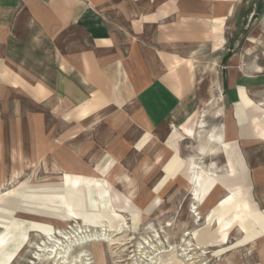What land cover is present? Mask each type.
I'll return each instance as SVG.
<instances>
[{
	"label": "rangeland",
	"instance_id": "rangeland-1",
	"mask_svg": "<svg viewBox=\"0 0 264 264\" xmlns=\"http://www.w3.org/2000/svg\"><path fill=\"white\" fill-rule=\"evenodd\" d=\"M210 11L201 14L209 18ZM228 14L217 22L186 18L152 34L165 48L168 82L183 99L161 129L145 126L134 102L143 82L125 86L126 74L103 83L96 114L100 105L71 110L46 90L34 105L31 90L0 82V264H264V238L252 244L244 225L254 211L264 221V142L256 141L264 140V90L253 99L243 92L233 108L218 87L246 45L249 62L264 68V4L249 0ZM202 113V139L225 126L237 136L216 157L198 153ZM192 160L204 168L194 201L186 181ZM218 184L227 193L216 189L200 217L191 212V203L199 206Z\"/></svg>",
	"mask_w": 264,
	"mask_h": 264
},
{
	"label": "crops",
	"instance_id": "crops-1",
	"mask_svg": "<svg viewBox=\"0 0 264 264\" xmlns=\"http://www.w3.org/2000/svg\"><path fill=\"white\" fill-rule=\"evenodd\" d=\"M247 1L0 0L2 88L31 90L36 101L29 102L34 105L40 103L45 90L71 110L100 105L92 113L96 114L104 105L100 93L103 83L114 79L112 74L119 77L126 74L123 85L127 81L133 86L135 82H143L134 102L145 126L149 131L161 129L178 115L183 99L168 82L165 75L168 66L162 60L165 48L152 43V34L167 26L176 27L186 18L226 21L231 14L229 10L234 11ZM259 2L264 4V0ZM192 9L197 12L192 13ZM208 9L211 14L206 18L201 11ZM218 10H225V15L218 14ZM216 35L213 33V41ZM249 48L243 47L242 57L227 63L226 79L218 84L223 92L221 101L233 108L241 101L243 92L253 99L264 90V68L259 71L258 63L249 62L246 53ZM183 49L186 51V46ZM204 120L207 129L206 115ZM33 121L37 122L40 137L41 118ZM225 124H232L227 116ZM232 129L226 135L228 141L237 138ZM136 149L140 151L138 142Z\"/></svg>",
	"mask_w": 264,
	"mask_h": 264
},
{
	"label": "bare ground",
	"instance_id": "bare-ground-1",
	"mask_svg": "<svg viewBox=\"0 0 264 264\" xmlns=\"http://www.w3.org/2000/svg\"><path fill=\"white\" fill-rule=\"evenodd\" d=\"M260 70V69H259ZM259 107H263L264 108V105H261ZM222 113V111H221ZM203 114V113H202ZM217 114V113H216ZM220 115V114H219ZM218 115V116H219ZM201 119L198 121L197 123V127L199 129V133H198V153L201 157L203 158H206V157H210V156H213V157H216L220 154V151L223 149V146L225 144V141L227 140L226 138V135H227V128L226 126L224 127V129H219V128H214L210 131V133H208V139L207 140H204L202 139V135L205 133V129H206V123H205V120H204V117H205V113L203 115H201ZM176 129V127L173 128V131ZM172 131V132H173ZM171 132V133H172ZM171 135V134H170ZM146 137V136H144ZM141 141V140H139ZM139 141H138V144H139ZM256 141H262L264 142V140H261L259 138H257ZM153 153V152H152ZM197 153V154H198ZM103 154V153H102ZM151 154V153H150ZM149 157V156H148ZM158 161L160 162L161 159L159 158ZM34 165V164H33ZM215 164H213L214 166ZM189 166L190 168H192L193 170H195L194 174L192 175V177L187 181V183L190 185L191 187V197H192V200L194 201V199L199 196V187L201 186V180H202V176H203V173H202V170L204 169L203 167H200L196 162H194L193 160L192 161H189ZM214 168V167H213ZM219 170V169H218ZM217 171V170H216ZM215 171V172H216ZM214 172V173H215ZM221 172V171H220ZM21 173V172H20ZM24 173V172H23ZM209 173H210V170H209ZM217 173V172H216ZM110 172L106 175L107 177L109 176ZM124 174V173H123ZM122 175V174H121ZM214 175V174H213ZM14 176V175H13ZM16 177V176H15ZM119 179V177H117ZM14 179V178H13ZM65 180H67V178H65ZM120 180V179H119ZM127 181V180H126ZM130 181V180H128ZM203 181V180H202ZM3 186V185H2ZM220 188L221 190H223L225 192V194L227 193V187L222 185V184H218L216 186H214L208 193L207 195L205 196V198L203 199V201L201 202V204L199 206L196 207V204L191 203L190 205V211L191 212H194L198 217L199 214H198V209L200 206H202L204 204V202L208 199V197H210V195L216 190ZM137 191V190H136ZM131 196V195H130ZM129 201H132L131 197H128ZM155 199V198H154ZM153 201V200H152ZM256 207H258V205L256 204ZM216 212V205L214 206V208L211 210V212L206 216H210L211 214L215 213ZM252 215H253V220L244 224L246 226L249 227L250 229V232H248V238L253 241L252 244H256L259 242V240L261 238H264V225H263V220L260 219V216L258 214H255V211L252 212ZM41 219H47L49 221L51 220H54L52 218H41ZM197 220V219H196ZM230 227V225H225L223 226V228L225 230H228ZM243 228H245L244 226H242ZM188 236V235H187ZM191 241V240H190ZM189 241V243H190ZM186 245V244H185ZM191 245V243H190ZM190 247V246H189ZM187 248V247H186ZM195 249H198V248H195ZM194 249V250H195ZM188 250V249H187ZM185 250V251H187ZM181 251H184V250H181ZM189 251H192L189 250ZM183 255V254H182ZM233 256V255H232ZM235 256V255H234ZM193 259V258H192ZM222 261V260H221ZM226 261V260H225ZM234 263H239L241 262L240 261V258L238 260L235 259V261L233 260ZM233 263V264H234ZM192 264H197V262H193Z\"/></svg>",
	"mask_w": 264,
	"mask_h": 264
}]
</instances>
